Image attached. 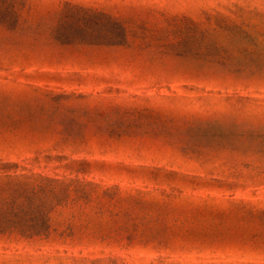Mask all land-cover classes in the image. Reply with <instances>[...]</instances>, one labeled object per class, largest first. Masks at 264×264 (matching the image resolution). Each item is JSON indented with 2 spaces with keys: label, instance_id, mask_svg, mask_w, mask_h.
Wrapping results in <instances>:
<instances>
[{
  "label": "rangeland",
  "instance_id": "obj_1",
  "mask_svg": "<svg viewBox=\"0 0 264 264\" xmlns=\"http://www.w3.org/2000/svg\"><path fill=\"white\" fill-rule=\"evenodd\" d=\"M31 3L67 45L0 46V162L84 194L0 264H264V0Z\"/></svg>",
  "mask_w": 264,
  "mask_h": 264
},
{
  "label": "trees",
  "instance_id": "obj_2",
  "mask_svg": "<svg viewBox=\"0 0 264 264\" xmlns=\"http://www.w3.org/2000/svg\"><path fill=\"white\" fill-rule=\"evenodd\" d=\"M31 8V0H0V46L21 48L26 42L40 40L67 45L56 37L62 21L32 16ZM81 185L78 180H58L34 173L18 163L0 162V236L47 237L51 213L65 206L71 193L83 195Z\"/></svg>",
  "mask_w": 264,
  "mask_h": 264
}]
</instances>
